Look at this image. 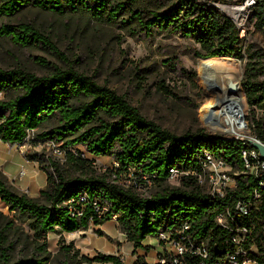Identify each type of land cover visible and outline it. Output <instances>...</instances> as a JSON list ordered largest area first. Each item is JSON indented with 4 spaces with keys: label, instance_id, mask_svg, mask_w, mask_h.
<instances>
[{
    "label": "trees",
    "instance_id": "obj_1",
    "mask_svg": "<svg viewBox=\"0 0 264 264\" xmlns=\"http://www.w3.org/2000/svg\"><path fill=\"white\" fill-rule=\"evenodd\" d=\"M28 9L59 17L85 18L88 24L113 27L132 38L150 39L156 34L177 36L191 42L195 46L194 57L203 61L230 58L244 62L247 59L241 83L243 96L253 115L257 112L264 115L263 50L248 45L233 22L207 4L192 0H0V39L10 40L22 48L42 46L63 58L41 30L24 22H13ZM251 21L264 34V0H257ZM159 85L163 94L173 95L163 82ZM0 95L3 96L0 99L1 143L21 146L28 132H36V141L61 145L69 164L91 167V162L69 151L82 147L94 159L113 158L119 165L118 175L128 174L137 179L152 177L154 186L159 188L150 198H143L94 172L69 178L58 164L50 162L51 173L42 168L47 174V184L40 192L45 201L41 204L12 192L0 174V200L14 219L28 222L38 253L35 258L12 263L8 253L9 235L5 231L11 229L14 221L0 213V264H52L46 243L49 234L86 231L89 224L102 226L113 217L134 252L143 248L146 240L157 239L160 232H171L188 224L194 249L204 247L209 255L202 259L187 254L183 264H223L226 256L236 250L232 241L235 233L218 227L215 219L237 201L249 203L251 213L235 216L232 227L249 229L243 246L257 264H264V238L257 237L258 223L264 220V192L255 198L258 179L244 173L240 142L212 136L203 128L173 133L144 116L124 96L71 66L55 67L41 77L24 70H0ZM256 138L264 144V131L257 130ZM206 152L223 160L238 174L236 188L222 200H214L196 187L192 174L201 172L199 162ZM28 158L40 161L39 156ZM176 168L191 174L182 178L184 188L165 186L170 170ZM82 194L90 204L83 208L82 216H72L65 203L77 200ZM75 207L80 209V205ZM104 207L108 212L99 218L97 210ZM2 222H6L3 228ZM254 245L259 255L252 253ZM61 251L69 259L67 264L79 257L72 246L62 247ZM85 263L125 264L119 256L105 254H97L92 259L81 257L79 264ZM134 264L148 263L143 256H137ZM165 264H172L171 259L167 257Z\"/></svg>",
    "mask_w": 264,
    "mask_h": 264
},
{
    "label": "rangeland",
    "instance_id": "obj_2",
    "mask_svg": "<svg viewBox=\"0 0 264 264\" xmlns=\"http://www.w3.org/2000/svg\"><path fill=\"white\" fill-rule=\"evenodd\" d=\"M17 21L41 30L56 45L63 58H58L42 46L22 48L10 40L0 39V70H24L41 77L48 75L55 67L66 69L71 66L92 77L99 85L124 96L148 119L176 134L203 128L212 136L249 141L256 137L257 130L264 131V115L258 112L253 115L241 88L247 59L244 62L230 58L207 60L213 65L212 72L215 75L203 76L200 65L205 61L194 57L195 46L191 42L177 36L156 34L150 39L143 36L132 38L127 32L113 27L88 24L85 18L59 17L36 9L26 10L13 22ZM255 24L250 18L243 36L248 45L253 44L264 53V34L256 30ZM227 79L239 84L237 96L242 100L239 108L242 130L236 129L234 133L224 131V119H220L223 126L214 127L212 122L203 118V108L214 104L216 87ZM160 82L169 87L173 92L172 96L163 94L159 88ZM19 147L20 149H12L0 142V174L6 179L12 192L25 195L41 204H45V201L40 192L47 184V174L42 168L51 173L50 162L58 164L63 174L69 178L76 179L94 172L105 177L111 184L143 198H150L159 191L156 186L147 189L134 176L118 175L113 158L94 159L82 147L69 151L74 156L91 162V167L86 165L81 168L69 164L61 145L48 147L45 142L36 141V132ZM33 156H39L40 161L29 160L28 157ZM182 178V175L171 177L165 186L184 188ZM196 187L206 195L211 192L206 177L198 179ZM0 213L8 217L9 221H14L11 229L5 231V235H9L11 247L8 253L12 263L37 257L28 222L14 219L2 201ZM5 224L6 222H2V228ZM257 237L264 238V220L258 223ZM254 240L257 243L256 238ZM262 241L264 242L263 239ZM46 243L52 264H67L69 259L61 249L71 246L73 251L79 253L78 259L71 264H79L83 256L92 259L97 254L119 256L125 264H134L137 256H143L145 262L155 264L159 255L165 253V247L157 239L146 240L144 247L134 252L133 245L127 242L116 221H107L102 226L89 224L86 231L73 234H49ZM251 251L254 254L259 252L255 245Z\"/></svg>",
    "mask_w": 264,
    "mask_h": 264
},
{
    "label": "built area",
    "instance_id": "obj_3",
    "mask_svg": "<svg viewBox=\"0 0 264 264\" xmlns=\"http://www.w3.org/2000/svg\"><path fill=\"white\" fill-rule=\"evenodd\" d=\"M193 2L207 4L210 7L217 9L223 16L228 18L237 27L240 32V36L245 38L243 34L247 31L250 18L252 17L254 10L257 6V0H192ZM3 98L2 95H0ZM240 118V117H239ZM241 122V119H240ZM232 132L234 130H242L240 126H232ZM34 132H28V136L25 142L29 140ZM235 141L242 144V160L244 162V173H249L258 179V186L255 190V198H259L261 193L264 192V177H261V173H264V158L259 152L253 149L251 142L262 143L256 137L245 141L243 139L235 138ZM48 147H56L52 141L45 142ZM263 144V143H262ZM12 149H20L18 145H8ZM200 173L192 174L195 177L197 183L198 179L206 177L210 183L211 192L210 196L214 200L224 199L230 191L236 188V174H232V169L223 161L214 157L210 153H205L200 159ZM116 171L119 169V165L114 164ZM179 175L189 176L190 173H182L177 168L170 170V178L177 177ZM136 177V176H134ZM138 183H143L147 189L154 186L152 177L144 176L137 179ZM1 201V200H0ZM90 204L89 199L85 194H82L77 200L68 201L65 205L70 210L72 216H82L83 208ZM75 205H80V209H76ZM97 203H93L96 206ZM98 216L101 218L108 208L104 207L103 210H97ZM251 213V205L245 201H237L231 207H228L222 214L218 215L215 219V223L218 227L235 233L232 237V241L236 246V250L229 253L223 264H257L256 259L251 258L248 252L244 248L243 244L249 237V229L245 226L236 228L232 227L235 222V216H249ZM112 221H116V217H113ZM190 226L183 224L180 228L174 229L171 232H160L157 238L160 245L165 247V253H162L158 257V262L165 264L166 258H170L172 264H183L184 258L187 254L196 255L202 259L208 258V251L206 248H200L195 250L193 243L188 232Z\"/></svg>",
    "mask_w": 264,
    "mask_h": 264
},
{
    "label": "bare ground",
    "instance_id": "obj_4",
    "mask_svg": "<svg viewBox=\"0 0 264 264\" xmlns=\"http://www.w3.org/2000/svg\"><path fill=\"white\" fill-rule=\"evenodd\" d=\"M212 66L213 65L209 61L201 63L200 70L202 75H215V73L212 72ZM220 83V86H214L217 89L214 97V104H210L203 108L205 110V113L203 112V118L210 123L212 122L213 125H215L214 127L218 125L223 126V122H221L220 119H224V131L232 132V126L238 127L241 123L239 108L242 104V100L237 96L240 91L239 84L233 83V81L228 79ZM216 108L220 109L214 111Z\"/></svg>",
    "mask_w": 264,
    "mask_h": 264
},
{
    "label": "water",
    "instance_id": "obj_5",
    "mask_svg": "<svg viewBox=\"0 0 264 264\" xmlns=\"http://www.w3.org/2000/svg\"><path fill=\"white\" fill-rule=\"evenodd\" d=\"M226 141L234 142L235 138L230 137H222ZM253 149L257 150L259 154L264 158V144L257 143V142H251Z\"/></svg>",
    "mask_w": 264,
    "mask_h": 264
}]
</instances>
